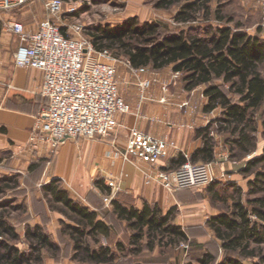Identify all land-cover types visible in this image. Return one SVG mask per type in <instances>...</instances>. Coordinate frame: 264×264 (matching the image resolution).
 <instances>
[{"label":"trees","instance_id":"16d2710c","mask_svg":"<svg viewBox=\"0 0 264 264\" xmlns=\"http://www.w3.org/2000/svg\"><path fill=\"white\" fill-rule=\"evenodd\" d=\"M156 8L178 5L173 15L176 23L188 24L210 14V0H150ZM217 20H223L219 8L214 11ZM189 25L173 32L162 33L156 21L138 23L135 17L126 19L114 27L100 26L94 29L91 40L96 49H108L124 56L132 67H148L159 70L170 67L179 72L183 88L192 90L203 86L206 98L204 112L220 109L219 116L196 130L202 144L190 156V161L207 163L214 160V134L224 135L229 157L241 160L256 150L258 119L264 127V42L257 37L239 31V24ZM219 81V83H216ZM226 86V90L223 88ZM186 161L179 154L170 160V168ZM246 178L244 189L235 182L219 186L218 181L208 183L210 204L217 208L206 220L207 227L219 240L224 251L216 264H264V145L258 155L247 159L240 168ZM12 177L0 178V184ZM53 178L44 183L42 191L50 210L64 218L59 222L73 246L71 260L76 264H109L115 259V251L100 238H108L111 226L99 213L73 199L66 189ZM102 191L109 192L103 181H97ZM219 186V187H218ZM0 185V190H1ZM111 211L117 220L125 223L130 231L126 251L137 254L143 247L152 250L156 245L168 247L179 243L195 244L185 230L173 223V208L163 212L157 203L143 202L141 208L121 202L114 197ZM15 238L14 229L0 220V235ZM30 251L20 252L15 246L0 241V264H38L42 262V250H56L48 235L38 225L27 229ZM118 250L125 249L117 241ZM215 257L204 252L194 262L185 264H214Z\"/></svg>","mask_w":264,"mask_h":264},{"label":"rangeland","instance_id":"374dc122","mask_svg":"<svg viewBox=\"0 0 264 264\" xmlns=\"http://www.w3.org/2000/svg\"><path fill=\"white\" fill-rule=\"evenodd\" d=\"M46 1L29 0L17 8L0 13V26L6 18L19 20L30 29L36 28L40 22L50 20L56 23L66 36L91 40L96 27L106 25L114 27L131 17H135L139 24L152 21L159 22L162 33L173 32L179 28L186 29L189 25L211 24L215 27L224 24L226 19L230 17L233 19L230 23L232 27L238 23L239 31L257 37L264 42V33L259 26L260 0H210V14L207 18L199 13L197 19L188 24L176 23L173 20L178 5L170 8H156L150 0H62L61 12L57 15L48 13L45 6ZM217 8H219L223 20L215 18L214 11ZM111 53L117 59V80L120 86L126 75L136 79L137 85L142 78H154L155 80L150 87L143 91L144 97H148V89L157 84L164 93H169L171 99L184 98L183 95H185V99H190L196 105L202 104L205 100L204 96L201 97L203 86L197 87L191 94L185 93L180 74L174 79V72L170 67L159 70L147 67L146 73L136 75L127 65L126 60L128 59L116 55L115 52ZM261 72L264 74V63L261 66ZM223 88L227 89L226 86ZM139 89L142 91L141 87ZM166 98L168 97L166 96ZM140 99L139 104L141 105L145 99L141 97ZM219 114L220 109L217 108L211 111L208 117L212 120ZM255 136L257 140L256 150L245 158L235 161L229 157L224 135L214 134L215 160H221L219 163L222 162L223 165L218 172H215L212 181H218L219 186L228 182H235L244 189L246 188V178L240 173V168L247 159L258 155L262 150L264 127L260 118ZM23 155L22 153H9L4 159L0 158V178L12 177V180H6L0 184L2 187L0 190V220L10 225L17 234L15 238L6 234L0 235V241L4 240L12 244L20 252H29L30 245L25 236V231L27 229L32 230L35 225H38L42 232L46 233L49 239L57 245L56 250H42V262L38 264H76L71 260L73 254L72 241L61 230L59 219L64 217L58 212L50 210L42 191L41 186L49 181L47 158L35 154ZM225 156H227V160L224 159ZM59 185L63 186L61 180ZM207 186L208 184L201 188L182 191L180 193L181 203L170 207L173 208V223L180 225L185 230L189 239L194 241L195 244L193 245L184 242L168 247L156 245L152 250L143 247L139 253H131L126 251L129 247L130 231L126 228L125 223L117 220L107 206L100 208L98 210L100 218H104L112 228L108 238H100L101 244H108L115 251V259L109 264H185L194 262L198 256L206 251L214 255V264L220 261L224 256V251L220 248L219 240L214 237L206 225V219L217 212V208L210 204ZM72 198L83 202L82 197L72 195ZM170 208L161 207L163 212ZM64 219L68 221L66 218ZM117 241L122 242L125 249H116L115 243ZM244 263L252 264L251 260H246Z\"/></svg>","mask_w":264,"mask_h":264},{"label":"crops","instance_id":"0c3cea01","mask_svg":"<svg viewBox=\"0 0 264 264\" xmlns=\"http://www.w3.org/2000/svg\"><path fill=\"white\" fill-rule=\"evenodd\" d=\"M10 20L19 21L6 18L0 26V158L4 159L9 153L47 158L48 179L61 180L62 187L71 197H82L83 202H78L97 212L106 206L111 211L110 202L114 197L137 208H141L143 202L157 203L160 208L180 204V193L189 189L168 191L159 183L157 175L171 169L170 160L179 154L190 160L191 153L202 144L196 130L210 120L208 115L211 112L203 111L206 98L200 105L185 99V95L184 98L171 99L169 93L154 84L140 105L143 91L136 79L126 75L121 86L119 84V94L130 110L115 115V128L109 135L95 139L67 138L55 147L49 141H32L30 138L38 115L47 102L39 93L42 73L14 64L13 56L19 42L5 29ZM23 25L31 32L39 26L30 29ZM196 88L183 90L191 94ZM131 128L173 141L174 147L155 165L125 157L123 150ZM215 159L216 154L214 173L223 165L219 163L221 160ZM97 181H103L109 192L102 191ZM87 196L89 198H84Z\"/></svg>","mask_w":264,"mask_h":264},{"label":"built area","instance_id":"2783aa9c","mask_svg":"<svg viewBox=\"0 0 264 264\" xmlns=\"http://www.w3.org/2000/svg\"><path fill=\"white\" fill-rule=\"evenodd\" d=\"M27 1L0 0V13ZM45 6L50 15H57L61 12L62 0H47ZM259 10V26L264 33V0H260ZM5 29L19 42L14 64L42 73L39 93L47 102L38 115L32 141H49L55 147L67 138L105 137L116 124L115 115L129 112V105L119 94L117 59L108 49H96L90 39L66 36L50 20L42 22L32 32L20 21H7ZM126 63L136 75L148 71L147 67H132L129 60ZM179 74L174 72L173 78ZM154 80L142 78L138 85L144 91ZM143 93L141 98H144ZM173 147V141L131 128L123 153L125 157L155 165L168 156ZM224 159L227 160V156ZM215 164L216 161L194 163L186 159L178 167L160 171L157 180L172 192L201 188L214 179Z\"/></svg>","mask_w":264,"mask_h":264}]
</instances>
